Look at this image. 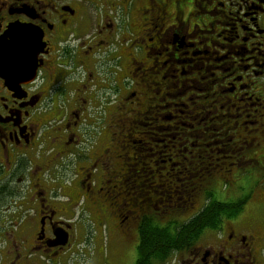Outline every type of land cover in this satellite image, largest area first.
<instances>
[{
  "label": "flooded vegetation",
  "instance_id": "1",
  "mask_svg": "<svg viewBox=\"0 0 264 264\" xmlns=\"http://www.w3.org/2000/svg\"><path fill=\"white\" fill-rule=\"evenodd\" d=\"M97 220L122 260L264 264V0H0V264Z\"/></svg>",
  "mask_w": 264,
  "mask_h": 264
},
{
  "label": "rangeland",
  "instance_id": "2",
  "mask_svg": "<svg viewBox=\"0 0 264 264\" xmlns=\"http://www.w3.org/2000/svg\"><path fill=\"white\" fill-rule=\"evenodd\" d=\"M223 188L225 190L229 186L223 185ZM75 213V216H77V214L84 212L76 210ZM84 214L86 215V213ZM94 219H97V217H94ZM110 232L111 230L106 222L104 225H100L98 220L92 222L86 241L79 243L76 248L77 251L81 249L85 251L86 256L82 261H77L74 255H70L64 264H134L137 256L136 251H132V248H130L129 256L126 260H122L123 254L120 251L122 244H119Z\"/></svg>",
  "mask_w": 264,
  "mask_h": 264
},
{
  "label": "trees",
  "instance_id": "3",
  "mask_svg": "<svg viewBox=\"0 0 264 264\" xmlns=\"http://www.w3.org/2000/svg\"><path fill=\"white\" fill-rule=\"evenodd\" d=\"M212 202V201H211ZM211 202L209 203V205H211ZM175 233H172V235L170 236V239H171V250L174 248V244L175 243H178L177 239L180 237V232L179 230L178 231H174ZM142 237L147 238V235L143 232L142 233ZM164 239V238H159V239H156V242L154 243V248L153 246H149V245H146L145 248H142V252H141V255L140 257L137 259V261L134 263V264H154L156 261L155 259L157 260H160V261H163L164 257H163V254L164 253H159V249L163 250V246L161 244V240ZM169 239V237L167 236L166 237V240ZM144 242H147V240H143ZM143 242V243H144ZM155 251V255L151 256ZM169 251L166 252V254H168ZM159 254H162L160 256V259L159 258Z\"/></svg>",
  "mask_w": 264,
  "mask_h": 264
},
{
  "label": "water",
  "instance_id": "4",
  "mask_svg": "<svg viewBox=\"0 0 264 264\" xmlns=\"http://www.w3.org/2000/svg\"><path fill=\"white\" fill-rule=\"evenodd\" d=\"M24 29L25 28H20V27H17L15 25H12L7 30L6 36H8L12 39H17V41L14 42L10 47H9V45L7 46L8 51L11 50L12 52L13 51L21 52L22 56H26L27 54L30 53L29 48H31V47H30V44L28 43V41H29L28 38L30 36H28L26 32L25 33L18 32V31H21ZM25 37H28V38H25ZM27 39H28V41H27ZM18 41H19V43H18ZM66 241H67L66 236L62 235L61 243H66Z\"/></svg>",
  "mask_w": 264,
  "mask_h": 264
},
{
  "label": "crops",
  "instance_id": "5",
  "mask_svg": "<svg viewBox=\"0 0 264 264\" xmlns=\"http://www.w3.org/2000/svg\"><path fill=\"white\" fill-rule=\"evenodd\" d=\"M79 243H81V242H78V243L76 244V248H77V245H78Z\"/></svg>",
  "mask_w": 264,
  "mask_h": 264
}]
</instances>
